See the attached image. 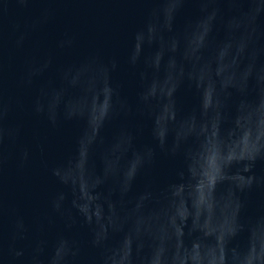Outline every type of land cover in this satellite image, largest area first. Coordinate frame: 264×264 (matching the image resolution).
Returning a JSON list of instances; mask_svg holds the SVG:
<instances>
[{
	"label": "water",
	"instance_id": "water-1",
	"mask_svg": "<svg viewBox=\"0 0 264 264\" xmlns=\"http://www.w3.org/2000/svg\"><path fill=\"white\" fill-rule=\"evenodd\" d=\"M0 264H264V0H0Z\"/></svg>",
	"mask_w": 264,
	"mask_h": 264
}]
</instances>
